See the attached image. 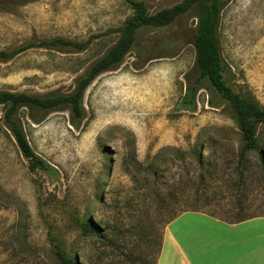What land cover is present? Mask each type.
Instances as JSON below:
<instances>
[{
	"label": "rangeland",
	"instance_id": "374dc122",
	"mask_svg": "<svg viewBox=\"0 0 264 264\" xmlns=\"http://www.w3.org/2000/svg\"><path fill=\"white\" fill-rule=\"evenodd\" d=\"M143 1L149 13H154L181 0ZM131 15L126 0H0V51L31 39L80 41L96 37L81 53L32 48L0 62V91L70 92L76 78L115 42L116 34L106 31L119 27ZM195 27L196 19L185 15L164 29H144L141 40L162 48L141 68L142 58L131 51L117 68L96 77L83 96L86 114L81 129L71 126L68 111L41 113L39 123H32L26 110L20 111L30 146L57 175L29 170L0 119V264H57V249L74 250L84 263L94 261L98 240L85 238L82 224L94 222L115 243H121L143 202H150L148 217L152 222L146 224L150 233L157 204L154 198H146L145 188L163 187V178L153 184L149 168L165 166L169 170L166 178L170 172L176 178L180 169L186 170L167 147L186 151L202 144L199 150L203 155L216 152L220 158L214 156L215 183L223 192L219 203L246 195L252 201L248 211L264 214V164L257 153L249 154L239 166L248 177L246 190L230 178L239 169L236 154L241 146V137L234 130L233 107L205 88L196 94L194 112L179 107L187 79L199 75L193 45ZM218 37L227 65L226 81L234 91L264 108V0H227L220 14ZM200 84L207 86L208 81L203 78ZM209 99L216 107L210 106ZM261 151L264 154V146ZM192 165L187 162L186 167L193 171ZM183 219L171 221L168 228H190ZM165 228L162 225L158 231L159 242ZM153 235H147L141 247L150 244ZM150 248L157 258L159 243ZM246 250L248 247L247 257ZM246 261L264 264V249Z\"/></svg>",
	"mask_w": 264,
	"mask_h": 264
},
{
	"label": "trees",
	"instance_id": "16d2710c",
	"mask_svg": "<svg viewBox=\"0 0 264 264\" xmlns=\"http://www.w3.org/2000/svg\"><path fill=\"white\" fill-rule=\"evenodd\" d=\"M126 2L132 9V15L119 27L106 31L105 34H116L115 42L76 78L74 87L70 92L37 95L25 92L0 91L1 122L14 139L21 155L27 160L29 170H40L57 175V171L36 154L30 146L20 119L21 110L27 111L32 123L42 121L41 113L68 111L71 126L75 129H81L86 114L83 96L93 80L100 74L117 68L131 51L135 52L137 58H142L139 63L140 68L145 62L155 59L153 56L162 47L150 44L149 40H141L142 31L144 29H164L174 23L177 18L185 15L196 19L193 45L199 75L194 80L187 79L183 95L179 101L180 109L194 112L197 92L201 88H205L209 93L215 91L233 107L236 113L234 130L241 137V146L236 154L237 168L246 161L247 156L251 153H257L259 162L264 164V154L261 151L264 146V108L257 106L253 101L234 91L225 78L227 65L220 52L218 24L221 10L227 0H181L171 7L162 8L154 13H149L143 0H126ZM94 38L96 37L92 36L80 41L64 37L31 39L11 50H1L0 62H7L17 54L32 48H43L66 54L81 53L91 46ZM203 78L208 81V85L204 87L200 84V80ZM208 103L211 107L217 105L212 99H209ZM202 148V144H194L186 151L174 147L165 149L174 151L186 169L185 171L180 169L181 172L177 174L176 178V174L171 172L167 177L169 179L165 177L166 172H169L165 166L163 169L160 167L149 168V175L153 184H158L159 179L163 178V187L147 185L145 188L146 198H154L157 204V208L154 209V213H156L154 222L149 229L152 230L150 233L146 225L148 222H152L150 216L148 217L150 202L141 204L135 224L128 230L127 234H122L121 243H115L112 236L106 234L94 222L86 220L82 224V235L85 238L96 237L98 240L99 251L96 259L84 263L82 255L77 256L76 253H73L74 250L61 252V249H57L54 251L57 264H156L158 257H154L150 245L155 246L159 243L160 248L163 232H161L159 242L158 231L161 226H167L179 214L186 211L203 212L228 223L264 216V214L258 215L256 212L248 211L247 207L251 206L252 201L246 195L236 197L232 202L219 203L220 199L223 198V192L215 183L217 180V162L215 159L220 157L216 155V152L205 156L199 150ZM187 162L194 163L192 165L193 171L186 167ZM230 178L236 180L242 190L247 189L246 178L248 177L245 176L242 166ZM206 206L210 209L205 210ZM152 232L154 235L152 239L151 236L149 237L148 242L150 244L141 247L142 240L147 238V235H151ZM141 249L145 250V255Z\"/></svg>",
	"mask_w": 264,
	"mask_h": 264
},
{
	"label": "crops",
	"instance_id": "0c3cea01",
	"mask_svg": "<svg viewBox=\"0 0 264 264\" xmlns=\"http://www.w3.org/2000/svg\"><path fill=\"white\" fill-rule=\"evenodd\" d=\"M180 218L190 228L177 225L171 231L166 226L156 264H249L246 259L253 260L264 249V216L228 223L203 212L186 211L172 222Z\"/></svg>",
	"mask_w": 264,
	"mask_h": 264
}]
</instances>
